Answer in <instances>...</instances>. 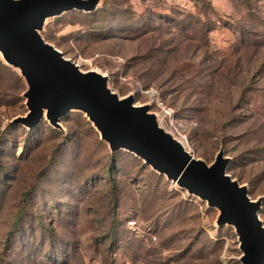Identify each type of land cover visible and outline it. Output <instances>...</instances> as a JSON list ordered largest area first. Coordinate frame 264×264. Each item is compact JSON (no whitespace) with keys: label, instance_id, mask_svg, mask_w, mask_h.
Returning <instances> with one entry per match:
<instances>
[{"label":"rangeland","instance_id":"1","mask_svg":"<svg viewBox=\"0 0 264 264\" xmlns=\"http://www.w3.org/2000/svg\"><path fill=\"white\" fill-rule=\"evenodd\" d=\"M41 36L149 106L194 158L222 151L264 226V0H99L47 19ZM26 89L0 55V264H240L217 209L111 153L83 113L11 124Z\"/></svg>","mask_w":264,"mask_h":264},{"label":"water","instance_id":"2","mask_svg":"<svg viewBox=\"0 0 264 264\" xmlns=\"http://www.w3.org/2000/svg\"><path fill=\"white\" fill-rule=\"evenodd\" d=\"M99 0H0V55L19 71L27 86L23 93L27 113L11 124L35 127L44 117L52 127L71 111L85 115L111 153L125 150L189 195L217 209L218 226L234 228L240 264H264V226L259 201L245 186L227 175L228 158L219 151L207 165L194 158L159 124L149 106L119 98L107 86V77L82 72L78 65L41 36L47 19L67 12L91 13Z\"/></svg>","mask_w":264,"mask_h":264},{"label":"bare ground","instance_id":"3","mask_svg":"<svg viewBox=\"0 0 264 264\" xmlns=\"http://www.w3.org/2000/svg\"><path fill=\"white\" fill-rule=\"evenodd\" d=\"M183 144V143H182ZM184 147H185V145H184ZM187 149V148H186Z\"/></svg>","mask_w":264,"mask_h":264},{"label":"trees","instance_id":"4","mask_svg":"<svg viewBox=\"0 0 264 264\" xmlns=\"http://www.w3.org/2000/svg\"><path fill=\"white\" fill-rule=\"evenodd\" d=\"M17 231V230H16Z\"/></svg>","mask_w":264,"mask_h":264}]
</instances>
